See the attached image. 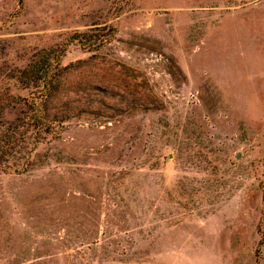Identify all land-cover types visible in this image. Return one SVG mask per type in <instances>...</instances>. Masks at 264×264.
Wrapping results in <instances>:
<instances>
[{"label":"rangeland","instance_id":"obj_1","mask_svg":"<svg viewBox=\"0 0 264 264\" xmlns=\"http://www.w3.org/2000/svg\"><path fill=\"white\" fill-rule=\"evenodd\" d=\"M74 32L0 264H264V0H0V86Z\"/></svg>","mask_w":264,"mask_h":264},{"label":"trees","instance_id":"obj_2","mask_svg":"<svg viewBox=\"0 0 264 264\" xmlns=\"http://www.w3.org/2000/svg\"><path fill=\"white\" fill-rule=\"evenodd\" d=\"M106 39H91L74 32L47 56L28 60L0 86V174H22L32 164L35 148L59 137L67 111H53L50 104L62 85L60 58L69 43L94 50ZM94 109L88 112L94 114Z\"/></svg>","mask_w":264,"mask_h":264}]
</instances>
